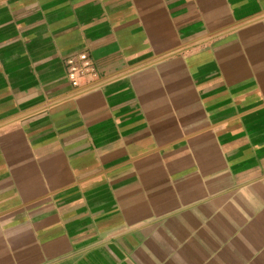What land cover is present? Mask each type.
<instances>
[{
  "label": "crops",
  "instance_id": "1",
  "mask_svg": "<svg viewBox=\"0 0 264 264\" xmlns=\"http://www.w3.org/2000/svg\"><path fill=\"white\" fill-rule=\"evenodd\" d=\"M0 264H264V0H0Z\"/></svg>",
  "mask_w": 264,
  "mask_h": 264
},
{
  "label": "built area",
  "instance_id": "2",
  "mask_svg": "<svg viewBox=\"0 0 264 264\" xmlns=\"http://www.w3.org/2000/svg\"><path fill=\"white\" fill-rule=\"evenodd\" d=\"M66 72L70 83L76 88L98 77L94 59L87 50L79 52L66 60Z\"/></svg>",
  "mask_w": 264,
  "mask_h": 264
}]
</instances>
